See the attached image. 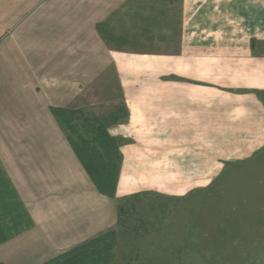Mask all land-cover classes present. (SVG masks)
<instances>
[{
	"label": "crops",
	"instance_id": "crops-1",
	"mask_svg": "<svg viewBox=\"0 0 264 264\" xmlns=\"http://www.w3.org/2000/svg\"><path fill=\"white\" fill-rule=\"evenodd\" d=\"M109 35L143 47H109ZM78 56L111 66L113 106L128 111L108 128L125 143L117 198L186 196L264 147V0H0V162L25 185L31 231L57 232V255L116 224L49 111L84 106L52 104L60 92L45 85L64 74L74 87ZM140 182L153 189L121 192Z\"/></svg>",
	"mask_w": 264,
	"mask_h": 264
},
{
	"label": "trees",
	"instance_id": "trees-1",
	"mask_svg": "<svg viewBox=\"0 0 264 264\" xmlns=\"http://www.w3.org/2000/svg\"><path fill=\"white\" fill-rule=\"evenodd\" d=\"M49 111L96 191L114 202L116 224L44 264H264V147L247 160L224 165L212 184L186 196L141 192L117 198L125 143L108 128L127 121L124 103L104 115L88 106ZM152 195L159 199L147 198ZM199 202L210 204L192 214L189 208ZM255 218L263 220L260 225ZM32 226L0 163V245ZM123 239L129 256L126 250L116 254Z\"/></svg>",
	"mask_w": 264,
	"mask_h": 264
},
{
	"label": "rangeland",
	"instance_id": "rangeland-1",
	"mask_svg": "<svg viewBox=\"0 0 264 264\" xmlns=\"http://www.w3.org/2000/svg\"><path fill=\"white\" fill-rule=\"evenodd\" d=\"M57 33L58 32H54V35H56ZM66 35H70V37L72 38V33H69V30L66 32ZM58 38H60L62 44H65L68 41L69 36H62ZM82 43L84 45L85 41H83ZM106 43L108 44L109 47H133V48L143 47L140 41L129 40L127 38L116 40L111 35L108 36V41ZM88 58L89 57L84 58L82 56L77 57L78 66H77V72L75 73L74 87L72 88L68 87V82H67L68 79L66 78L64 74H56V75H58L57 78H61V80H66V83L59 82L60 85L59 84L57 85L54 81H50L49 79V77H51V75L53 76L54 74H48V76L46 77V80H49V81H47L45 85L51 82L53 83V86H56L55 89L59 90L60 92L59 93L60 99H56V98L52 99L51 100L52 104L60 103L62 105H66L67 103H70L71 106H78L79 103H81L84 106H88L94 109V111L98 113L99 115H104L108 113L109 111H112L116 107V105L113 106V102L116 101V97L118 96V90L114 86L115 85L114 72L111 66L104 64L102 57L93 56L92 58H90L92 59L91 61L86 62ZM18 102H21V98L14 99L13 104H16L14 106L17 108L19 106V104H17ZM20 104H22V102ZM127 170L128 168L125 169V172H127ZM19 181L20 182H18V186H14V185L12 186L14 187V190H16V193L17 191L20 190L25 195L26 193L25 187H24L25 185L23 184L21 179ZM50 186H51L50 182L48 181L44 182V187L46 189ZM136 188H152L153 189V187L151 186H146L144 182H140L136 186L129 185V184H126L125 187L122 186L121 192L125 193L128 190H132ZM30 195L34 199H36V195L34 193L30 192ZM147 198H155L156 200L159 199L155 197L154 195L149 196ZM156 200H153V201H156ZM219 200H222V198L219 197ZM210 202L211 203L215 202V199H210ZM210 202L207 204L199 202L194 207H190L189 210L190 212H192V214H196L197 212L200 213L206 210ZM80 203H82V201L78 200L75 207L77 206V204H80ZM22 205H24L23 202H22ZM171 205H175V203H172ZM24 209L28 213V210L25 208V206H24ZM188 213L189 212L187 209L183 215L184 218L181 219L182 221L187 220L188 217H186V215H188ZM248 215L249 213H247V217H249ZM259 220H262V219L259 218ZM259 220L255 218L254 222L260 225L261 221ZM24 222H25V219H24ZM31 228L23 229L22 231L19 232L18 235L10 239L8 242L0 245V264H44L49 259L54 258L72 249L70 248L57 255L56 254L57 252L53 251L54 242H57L56 240L57 232H49L46 234L41 233V240L47 238V236H50L48 242L46 243L44 241H41L38 237V234L33 233V231H31ZM124 241L125 239H123V241H119L120 244L116 248V254L118 255V253H121L124 250H126L127 252L125 253L124 256H129V251L126 249L129 247V243L126 244L124 243ZM125 244L127 245V247H124ZM121 257H123V255L117 256V260L119 262H120L119 259H121Z\"/></svg>",
	"mask_w": 264,
	"mask_h": 264
}]
</instances>
